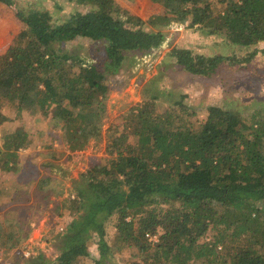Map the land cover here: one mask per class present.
I'll return each instance as SVG.
<instances>
[{
	"label": "trees",
	"instance_id": "trees-1",
	"mask_svg": "<svg viewBox=\"0 0 264 264\" xmlns=\"http://www.w3.org/2000/svg\"><path fill=\"white\" fill-rule=\"evenodd\" d=\"M147 1L180 12L171 16L214 26L213 32L199 28L207 40L167 53L169 62L182 71L205 77L225 61L245 65L258 53L264 56L254 49L241 58L225 59L209 56L203 46L217 44L213 36L219 31L239 47L264 43V0ZM114 2L130 12L142 11L131 0ZM102 3L109 6L107 0ZM90 5L92 10L62 22L47 10H35L23 20L20 36L25 43L0 57L6 71L0 70V100L14 103L19 114L38 113L40 123L47 124L1 137L0 210L27 202L35 184L39 191L46 190L51 178L31 177L29 170L19 175L27 166L39 167V137L52 130L51 121L60 132L53 135L64 138L69 149L81 150L98 136L97 96L106 92V76L116 74L129 53L144 55L165 41L161 30L144 29L141 20L126 23L105 17L100 6ZM182 21L163 16L148 24L167 28ZM78 38L103 44L107 54L101 69L85 65L74 49L66 48ZM163 94L154 91L152 102L130 118L129 129L124 126L107 140L110 158L74 181L59 203L52 202L54 215L70 219L57 238L58 255L54 261L39 255L28 264H110L113 250L131 247L142 258L133 264H264V108L253 109L245 119L240 107L209 105L201 115L186 110V95L173 107L161 106ZM47 116L50 123L44 122ZM47 193L39 214L55 194L54 185ZM162 205L169 208L163 210ZM21 222L17 216V230L8 240L22 232ZM154 236L157 241L150 240ZM90 245L97 254H90Z\"/></svg>",
	"mask_w": 264,
	"mask_h": 264
},
{
	"label": "rangeland",
	"instance_id": "rangeland-1",
	"mask_svg": "<svg viewBox=\"0 0 264 264\" xmlns=\"http://www.w3.org/2000/svg\"><path fill=\"white\" fill-rule=\"evenodd\" d=\"M13 1L18 4L17 7L5 6L6 4L0 1V36H3V42H0V45L3 46L0 57L6 54L10 45L16 46L20 42L25 43L20 36L21 31L25 29L23 20L38 9L47 10L52 18H57L58 22H62L75 13H86L92 10L94 7L90 4H93L96 7H101L105 17L120 19L126 23L141 20L145 23L144 29L161 30L165 34V41L160 47L149 50L144 55L129 53L120 70L114 75L106 76L103 82L106 92L104 95L97 96L100 103L97 105L98 111H100L97 120L98 136L89 139L81 150L69 149L64 138L56 136L60 133L56 121H51L49 126L52 130L48 134L46 132L39 137L41 143L39 167H36L37 164L27 166L20 173L19 178L28 174L29 170L31 177L51 178V181L46 185V190L39 191L35 187L31 189L27 202H15L0 210V264H28L39 255L48 261L55 260L58 255L57 238L70 219L54 215L55 207L51 212L52 202L57 199V203H59L62 197L69 193L74 181L102 159L110 158L105 153L107 140L123 130L124 126L129 129L127 124L130 125V118L133 119L139 111L142 112L144 104L152 102L151 97L154 91L160 89L164 93L158 101L164 107H173L174 101H178L181 96L186 95L183 100L186 110L189 113L196 112L201 115L204 106L209 105H218L227 109L240 107L242 109L239 110L243 111L242 115L245 119L249 118V113L253 109L264 108L263 54L258 53L245 65H238L229 60L225 61L219 64L211 75L205 77L182 71L180 68L174 67L167 59V53L172 47H183L187 43L198 45L201 41L207 40V36H204L199 28L213 32L212 27L214 26L210 23L195 24L179 16H171V14L178 15L180 12H175L174 8L151 4L147 0H131L140 8L142 7L141 13L135 12V7L132 12L125 10L114 0H107L109 6L104 5L103 0H81L86 5H78L74 0ZM163 16L183 21L179 24L173 23L167 28H152L148 24V21H155V18ZM189 24H193L194 28H189ZM214 33L216 34L213 36V40H217L219 45L215 44L210 47L212 44L203 43L205 50L210 52L209 56L217 54L225 59H233L234 57L241 58L254 49L259 52L264 51V43L244 48L233 45L221 31ZM66 48L69 51L74 49L85 65H96L98 69L104 66L101 61L106 57L107 51L100 42L78 38L67 43ZM192 51L196 52V50ZM100 62L101 65H99ZM0 70L5 71V67H0ZM2 82L3 75L0 71V88ZM158 111L159 109H157ZM38 117V113L29 111L19 114L14 103L0 100V140L3 134L13 133L16 129L27 131L33 127L46 128L47 124H41ZM49 120H51L50 116H47L44 122L50 123ZM53 155H55V159L51 158ZM51 184L54 185L55 194L44 203L42 207L45 209H42L43 213L39 214V204L44 201L48 194L47 189ZM161 208L165 210L169 206L162 205ZM20 212H22L23 218L21 215L19 216ZM17 216L22 219L19 224L22 232H18L15 238L8 240L9 233L12 230H17L14 226ZM106 225L109 240H111L110 236L113 230L110 221ZM154 239L157 241L156 237ZM110 245L112 244L110 243ZM89 252L91 255L97 254L94 245H90ZM113 252L110 264L140 263L142 259L139 252L133 247L113 250ZM84 261H80L81 264Z\"/></svg>",
	"mask_w": 264,
	"mask_h": 264
},
{
	"label": "water",
	"instance_id": "water-1",
	"mask_svg": "<svg viewBox=\"0 0 264 264\" xmlns=\"http://www.w3.org/2000/svg\"><path fill=\"white\" fill-rule=\"evenodd\" d=\"M8 2H9V3H7V6H9V7H11V6H12V7H13V6H14V7H17V6H18V4H15V2H14L13 0H8Z\"/></svg>",
	"mask_w": 264,
	"mask_h": 264
},
{
	"label": "crops",
	"instance_id": "crops-1",
	"mask_svg": "<svg viewBox=\"0 0 264 264\" xmlns=\"http://www.w3.org/2000/svg\"><path fill=\"white\" fill-rule=\"evenodd\" d=\"M0 42H3V36H0ZM11 47H13L12 45H10L8 48H7V50L9 49V48H11ZM3 48V46H1L0 45V51H1V49ZM0 66H1V63H0ZM74 153V152H73ZM77 154V153H76ZM36 187V186H35Z\"/></svg>",
	"mask_w": 264,
	"mask_h": 264
},
{
	"label": "built area",
	"instance_id": "built-area-1",
	"mask_svg": "<svg viewBox=\"0 0 264 264\" xmlns=\"http://www.w3.org/2000/svg\"><path fill=\"white\" fill-rule=\"evenodd\" d=\"M155 238V236L154 237H152L150 240H154V241H156V239H154Z\"/></svg>",
	"mask_w": 264,
	"mask_h": 264
}]
</instances>
